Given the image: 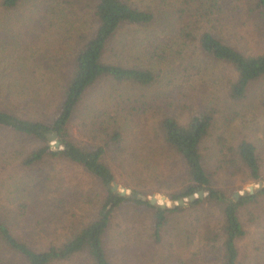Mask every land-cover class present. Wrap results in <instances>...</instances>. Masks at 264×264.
Wrapping results in <instances>:
<instances>
[{
  "label": "trees",
  "instance_id": "16d2710c",
  "mask_svg": "<svg viewBox=\"0 0 264 264\" xmlns=\"http://www.w3.org/2000/svg\"><path fill=\"white\" fill-rule=\"evenodd\" d=\"M73 1H76L77 7L85 9L84 14L89 19L79 15L73 21L74 13L70 9ZM19 2L0 0V10H13ZM24 3L23 9L34 12L37 22L43 23L42 31L50 26H55L59 31L66 30L65 35L71 31L69 36L58 31V36L63 43H76L69 73L59 86L60 91L50 101L49 97L59 83L54 75V79L49 76L50 68L44 67V77L37 79L35 72L29 68L40 71L43 64L36 59L33 50H28L30 46L20 43L22 46L11 52L14 42L8 47L5 40L0 38V45L7 48L4 55L0 54V91L9 89L14 80L29 76L28 81H34L31 98L37 100L45 110L51 105L47 113L43 111L42 115L32 118L0 109V130L26 136L36 142V146L19 160L21 166L30 168L43 164L53 168L54 164L58 165L57 172L55 168L51 176L45 177L46 186H52L48 189L49 196L40 204L30 203L29 211L39 208L50 213L57 212L55 217L62 216L66 211L62 195L68 182L85 186L92 184L98 186L100 191L95 196V212L86 222L78 228L69 227L60 235L47 233L44 235L45 241L38 245L17 239L0 221V264H15L16 260L21 264H60L81 252L86 253L90 264H111L102 242L116 210L127 205H138L149 211L147 236L158 244L170 232V224L176 222L173 219L175 213L200 203L215 207L219 213L218 227L214 231L206 228L207 236H204V242L215 252L212 264H244L236 245L244 234L237 210L242 204L264 194V180L260 176L255 146L244 137L237 139L233 146H226V162H238L240 172L245 177L262 185L259 189L252 187L251 193L246 190L236 198L232 193H224L213 186L204 169L201 145L213 125L215 108L206 104L198 107L191 103L185 106V120L178 121L160 104L156 105L161 115L155 124L153 139L159 152L164 151L168 162L173 160L177 163V167L172 168L176 169L175 174L179 179L178 189L168 193L167 199L173 204L179 199H187L198 190L202 191L201 198H195L192 202L185 200L184 205H174L172 208L161 207L157 203L151 205L147 198L142 201L139 196L147 197L145 192L131 189L129 194L121 195L119 190H111L112 181L115 180L111 162L119 161L116 153L122 148L123 141L120 119H144V110L139 111V108L147 100L136 101V106H132L128 104V97L113 89L116 97L109 91L102 102L92 103L87 112H83L84 121L81 123L91 138L101 136L92 145L79 143L69 132L68 125L84 95L92 92L100 80L106 79L115 87L132 85L148 89L157 81L151 63L171 66L173 55H180V48H184V57L191 47L206 66H223L229 70L231 74L224 77V85L220 86L227 100L234 103L243 101L249 94L250 86L264 79V0H42L35 3L32 11L33 2L28 0V4ZM233 29L239 32V39H252L249 45H245L248 48L228 43L225 37H229L228 33ZM25 37L27 35L21 37L22 41ZM39 38L37 33L32 35L34 40ZM186 67L188 70L184 68V71L193 74L190 72L191 66L188 64ZM195 71L200 73L199 66H195ZM25 94L29 98L27 87ZM162 94L166 102L170 101V95ZM116 98H123L128 106ZM138 124L141 122L138 121ZM50 134H54L58 146L49 144L47 137ZM220 145L222 148L224 142H220ZM222 151L216 155V161L222 157V160L225 159ZM70 170H77L82 177ZM7 182L12 184L9 180ZM17 206L27 207L25 203ZM175 238H182V243L188 238L187 230H175L172 242ZM172 242L166 241L168 247H172ZM173 264H191V260L178 258Z\"/></svg>",
  "mask_w": 264,
  "mask_h": 264
},
{
  "label": "rangeland",
  "instance_id": "374dc122",
  "mask_svg": "<svg viewBox=\"0 0 264 264\" xmlns=\"http://www.w3.org/2000/svg\"><path fill=\"white\" fill-rule=\"evenodd\" d=\"M24 1L28 4V0H20L15 9L0 10V38L5 40L8 47H11V42H14L10 48L11 52L19 48V45L22 46L20 43L30 46L28 50H33L36 53V59L43 64V69L40 71L29 68L35 72L37 79L44 77V67L50 68L51 75L49 76L53 79L56 77L59 81L49 97L51 101L57 91H60L59 86L61 87L69 73L76 43H63L62 38L58 36L59 30L55 26L42 31L43 23L37 22L34 12L30 13V10L23 9L26 5ZM31 1L33 2L32 11L35 3L42 0ZM70 9L74 13L73 21L79 15L89 19V16L84 14L85 9L77 7L76 1H73ZM60 31L65 35L66 30L61 29ZM34 33H37L40 38L32 39ZM221 33L224 35V32ZM68 34H71V31H68ZM68 34L65 36H69ZM228 34L229 37L225 39L237 47L248 48L245 45H249L252 41L244 37L239 39L240 34L235 29ZM23 35H27L24 41L21 39ZM0 46L2 48L0 54L4 55L7 48L2 44ZM183 49L180 48V55H173L171 66H160L157 62L151 63L157 81L148 89L132 85L115 87L106 79L100 80L92 92L84 95L77 113L68 125L69 132L79 143L92 145L97 143L101 136L91 138L81 124L84 121L83 112H87L92 103L102 102L109 91L116 97L117 94L112 92L113 89H117L123 97H128L129 103L123 98L120 100L116 98L117 101L127 106L128 104L136 106V101L147 100V103L139 108V111L144 110L145 114L142 115L144 119L134 118L133 121L130 117L125 120L120 119L119 126L123 133V141L121 142L122 148L119 153H116L117 158H120L119 161L111 162L115 173V180L112 183L116 184L113 190L124 189V194H129L130 190L134 189L145 192L148 194L147 197L153 194L158 204L171 205L167 195L178 189L179 179L175 174L176 169L172 168V166L177 167V163L173 160L168 162L164 151L160 153L156 148L153 137L155 124L161 115V111L156 108L157 104L169 111L178 121L185 120V106L191 103L198 107L206 104L215 108L214 122L201 145V153L204 169L210 176L213 186L218 190L224 193L241 194L248 190V186L256 187L257 185L240 172L238 162L233 164L226 162L228 157L225 152L226 146H233L239 138L245 137L255 146L260 176L264 180V79L250 86L249 94L243 101L231 102L227 100L223 87H221L224 85V77L231 74L229 70L223 66H206L191 47L184 57L182 56ZM1 62H4V59H1ZM188 64L193 74H187L184 71V68L188 70L186 67ZM196 65L199 66L200 73L195 71ZM28 79L29 76L14 80L9 89H1L0 109L30 118L42 115L43 111H45L44 114L47 113L51 105L45 110L37 100L31 98L34 92L32 88L34 81H28ZM26 87L29 98H26ZM161 92L170 95V101L166 102L164 94L160 95ZM158 96L160 97L157 98ZM138 121L141 122V126ZM222 137L224 140H221ZM220 142H224L222 148ZM52 143L53 141H49V144L53 145ZM157 145L160 144L157 143ZM35 146L36 142L26 136L0 130V221L7 225L17 239L24 240L31 245L44 242V235L46 236L47 233H52V236L54 233L60 235L69 227L78 228L86 222L95 212V196L100 191L98 186L92 184L85 186L81 183L82 186H80L68 182L62 195L64 196L63 205L66 206V211L62 216L55 217L57 212L50 213L39 208L29 211L30 203L40 204L49 196L48 189L52 186H46L45 177L51 176L55 168L56 172L58 169V165L55 164L53 168L43 164L30 168L21 166L19 163L21 157ZM222 149L225 159L222 160V157L216 161V155L223 152ZM230 155L234 158L232 153ZM70 171L82 177L77 170ZM8 180L12 184H9ZM262 184L264 185V182ZM161 196L164 199H161ZM23 203L27 207L17 206ZM237 215L244 231L243 236L236 243L241 251L242 261L244 264H264V194L242 204L237 210ZM149 217V211L138 205H127L115 211L102 242L111 264H167V262L173 264V261L178 258L191 260V264L213 263L212 255L215 252L209 244L204 242V239L207 236L206 228L214 231L220 223L219 213L215 207L200 203L195 207H187L175 213L173 219L176 222L171 223L172 227H169L171 233H167L163 237V242L158 244L152 242L147 236ZM178 229L187 230L188 238L182 243V238H175L173 242L171 239L175 230ZM168 240L172 242V247H168L166 243ZM167 256H169L168 260ZM15 264H21V262L16 260ZM60 264H90V262L86 253L81 252Z\"/></svg>",
  "mask_w": 264,
  "mask_h": 264
},
{
  "label": "water",
  "instance_id": "95a60500",
  "mask_svg": "<svg viewBox=\"0 0 264 264\" xmlns=\"http://www.w3.org/2000/svg\"><path fill=\"white\" fill-rule=\"evenodd\" d=\"M48 141H53V146H58V141L57 140H55L54 139V134H50L48 137ZM260 185H262L261 183H257V185H256V189H259V186ZM116 187V184H114V183H112V187H111V190H113L114 188ZM251 191H252V186H248V193H251ZM119 193L121 194V195H123L124 194V189H121L120 191H119ZM245 192L243 191L241 194H244ZM239 194L238 193H233V196L236 198L237 196H238ZM140 197V199L142 200V201H144L146 198H147V201H148V203L149 204H154V203H157L156 202V197L153 195V194H151L150 196H148V197H145V196H143V195H141V196H139ZM202 197V191H200V190H198L196 193H194V194H191V195H189V196H187V199H179V200H177V202H175V203H173V204H171V205H165L164 203H160L159 205L161 206V207H163V206H167V207H169V208H172L174 205H184L185 204V200H188V201H190V202H192L195 198H201ZM161 199H164V197L163 196H161L160 197ZM158 204V203H157Z\"/></svg>",
  "mask_w": 264,
  "mask_h": 264
}]
</instances>
